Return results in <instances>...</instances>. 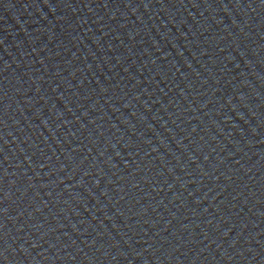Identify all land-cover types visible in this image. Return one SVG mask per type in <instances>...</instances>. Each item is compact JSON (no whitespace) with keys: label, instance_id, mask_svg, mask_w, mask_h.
<instances>
[{"label":"water","instance_id":"water-1","mask_svg":"<svg viewBox=\"0 0 264 264\" xmlns=\"http://www.w3.org/2000/svg\"><path fill=\"white\" fill-rule=\"evenodd\" d=\"M0 264H264V0H0Z\"/></svg>","mask_w":264,"mask_h":264}]
</instances>
